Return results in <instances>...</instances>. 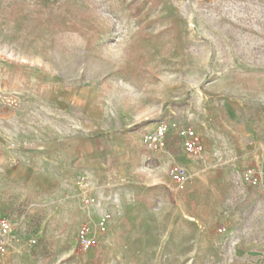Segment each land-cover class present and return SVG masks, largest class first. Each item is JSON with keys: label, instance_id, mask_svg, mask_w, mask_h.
I'll use <instances>...</instances> for the list:
<instances>
[{"label": "rangeland", "instance_id": "374dc122", "mask_svg": "<svg viewBox=\"0 0 264 264\" xmlns=\"http://www.w3.org/2000/svg\"><path fill=\"white\" fill-rule=\"evenodd\" d=\"M0 136V264H264V0H0Z\"/></svg>", "mask_w": 264, "mask_h": 264}, {"label": "built area", "instance_id": "2783aa9c", "mask_svg": "<svg viewBox=\"0 0 264 264\" xmlns=\"http://www.w3.org/2000/svg\"><path fill=\"white\" fill-rule=\"evenodd\" d=\"M166 127L159 125L152 131H147L141 137L142 146L150 152L160 153L166 151ZM177 130V129H176ZM181 141V146L186 155L191 158L200 159L203 154V146L191 129L180 130L176 133ZM167 175L174 185L176 191H183L190 183L186 169L176 163H171ZM82 187V185H81ZM80 207L83 211L89 209L90 199L83 192L80 197ZM108 216H106L107 218ZM103 229V227H102ZM9 236V226L5 221L0 222V260L4 256L6 242Z\"/></svg>", "mask_w": 264, "mask_h": 264}, {"label": "crops", "instance_id": "0c3cea01", "mask_svg": "<svg viewBox=\"0 0 264 264\" xmlns=\"http://www.w3.org/2000/svg\"><path fill=\"white\" fill-rule=\"evenodd\" d=\"M4 142L0 136V150L3 148ZM1 165L6 169L5 174L16 177L20 180H31L35 183L40 184L44 189H53L54 185L51 179L47 178V174L34 173L32 168H30L29 160L24 159L16 155L14 152L8 158H2L0 160ZM41 176V177H40ZM44 180V182H42Z\"/></svg>", "mask_w": 264, "mask_h": 264}]
</instances>
